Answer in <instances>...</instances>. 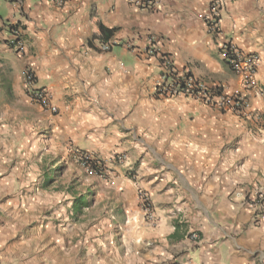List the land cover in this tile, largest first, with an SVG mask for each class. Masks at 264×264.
Wrapping results in <instances>:
<instances>
[{"label": "crops", "instance_id": "crops-1", "mask_svg": "<svg viewBox=\"0 0 264 264\" xmlns=\"http://www.w3.org/2000/svg\"><path fill=\"white\" fill-rule=\"evenodd\" d=\"M210 1L168 0L144 12L127 0H0V20L17 25L23 45L15 52L0 35V83L12 79L24 93L32 70L56 113L32 107L53 133L97 155L124 153L136 171L115 187V217L94 226L92 244L65 246V231L24 238L0 229V264H264V219L256 223L246 202L264 194V100L220 56L225 43L257 55L264 91V0L227 1L214 30L203 19ZM163 56L207 88L243 95L249 109L230 114L156 97ZM4 146L0 217L10 206L15 218L20 153ZM139 191L150 196L152 222Z\"/></svg>", "mask_w": 264, "mask_h": 264}, {"label": "rangeland", "instance_id": "rangeland-1", "mask_svg": "<svg viewBox=\"0 0 264 264\" xmlns=\"http://www.w3.org/2000/svg\"><path fill=\"white\" fill-rule=\"evenodd\" d=\"M12 84V79L6 82L1 76L0 149L5 145L20 153L16 173L21 182V209L12 218L6 215L10 206H5L0 229L23 231L24 238H32L25 231H56V236L65 231V246H74L77 241L92 244L94 226L102 219L108 222L115 217L113 191L121 180L136 177L134 164L124 153L97 155L61 140L52 132L53 126L32 107L35 103H26V94ZM47 180H51L49 184ZM79 196L85 197L88 205L80 206L81 212L75 217L72 203ZM138 197L145 222H152L150 196L139 191ZM5 198L4 204L10 197ZM146 205L148 212L144 211Z\"/></svg>", "mask_w": 264, "mask_h": 264}, {"label": "built area", "instance_id": "built-area-1", "mask_svg": "<svg viewBox=\"0 0 264 264\" xmlns=\"http://www.w3.org/2000/svg\"><path fill=\"white\" fill-rule=\"evenodd\" d=\"M57 5H62L65 0H51ZM129 5L139 11L153 12L157 10L164 2L168 0H127ZM229 0H211L207 13L203 18L209 29L214 30L220 12ZM0 35L4 36L6 45L20 52L23 49L21 41V31L17 25H7L0 20ZM104 50L108 47L104 46ZM220 56L227 68L240 77V84L246 91L253 92L254 96L264 100V91L258 85L254 78L256 67L259 64V58L255 54H243L229 43H225L220 48ZM161 82L158 83L153 90L156 97L171 99L178 96L191 98L204 106L216 109L224 113L241 114L249 109V102L246 97L239 93L232 95L216 94L215 88H207L206 85L196 80L192 76H186V73H178L173 68L170 60L163 56L161 58ZM24 93L30 101L36 103L43 109H48L52 114L56 110L50 106L47 93L35 87V75L32 70L26 69L23 75ZM247 204L252 212V215L257 223L260 219H264V194L255 192L253 196L247 199ZM147 205L145 212H148ZM152 215L149 214V218ZM196 237L193 236V239Z\"/></svg>", "mask_w": 264, "mask_h": 264}, {"label": "trees", "instance_id": "trees-1", "mask_svg": "<svg viewBox=\"0 0 264 264\" xmlns=\"http://www.w3.org/2000/svg\"><path fill=\"white\" fill-rule=\"evenodd\" d=\"M186 76H191V75L189 73H186ZM215 91H216V94H219V95L223 92L220 87L215 88ZM57 171H60V168ZM49 181H51V180H47V184H49ZM87 205H88V202H86L85 197L79 196L77 198H74L73 203H72V212H73V215L75 217H77L80 214V212H81V210L79 209V207L80 206H87Z\"/></svg>", "mask_w": 264, "mask_h": 264}]
</instances>
